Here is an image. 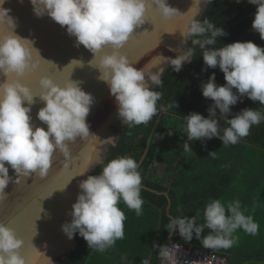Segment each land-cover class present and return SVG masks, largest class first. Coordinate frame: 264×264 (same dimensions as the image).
<instances>
[{
	"label": "clouds",
	"instance_id": "9594fccd",
	"mask_svg": "<svg viewBox=\"0 0 264 264\" xmlns=\"http://www.w3.org/2000/svg\"><path fill=\"white\" fill-rule=\"evenodd\" d=\"M30 3L38 18L47 15L62 27L67 26V33L76 38V46L83 45L93 53L88 63L98 69L97 79L108 85L124 125L147 124L157 114L161 94L152 90V85H162L160 73L163 69L158 66L169 63L173 71L179 72L190 62L195 46L202 50L206 67H219L226 83L218 85L215 73L201 82L203 97L213 103L207 109V117L197 112L183 116L184 133L187 134L183 150L192 152L189 141L214 137L222 141V146L235 145L249 135L253 125L264 121V111L255 108H244L227 118L231 114L230 106L245 96L264 106V47L252 41L215 47L217 38L227 33L209 19L200 21L188 17L170 6L167 0H30ZM195 3L196 0H192V5ZM248 3L256 6L252 28L264 40V0H248ZM3 4L4 0H0V73L6 77L0 82V203L8 198L5 189L10 182L18 185L33 173L41 179L47 177L57 150L66 159L70 158L66 141L95 136L90 134L86 122L94 97L81 88L80 81L68 79L61 86L52 78L42 76L39 80L42 91L38 97L44 106L37 112V119L47 125V130L31 123L29 114L37 96L29 86L21 83V78L38 66L33 52L44 59L31 40L15 33L16 22L9 15L10 9L2 7ZM153 9L164 20L181 17L182 43L190 40L194 47L170 48L177 53L175 58L157 54L137 69L133 66L136 62H130L120 49L134 30L148 21V13ZM105 47H110L111 52L105 53ZM69 65L83 67V62L74 59ZM221 119L226 127L221 126ZM209 156L215 158L216 151ZM95 162H101L98 155ZM6 163L14 170L15 179L9 175ZM138 169L139 164L133 157L118 156L107 162L99 175H88L80 181L81 191L68 213L71 222L61 225L68 239L78 233L88 248L101 253L122 240L127 217L119 207L120 202L134 210L137 216L143 214L145 201L141 197L142 176ZM247 211L242 209L239 199L226 204L220 199H210L203 210V223H198L201 214L197 212L191 218L169 216L165 228L170 236L178 232L186 242L195 235L204 248L228 249L237 242L235 233L238 230L253 236L258 234L259 224L253 215L245 214ZM205 229L210 231L202 236ZM23 245L24 240L17 237L14 229L0 223V264H37L35 257L29 259L21 255ZM157 247L161 264H178L174 245ZM41 254L36 249L35 255Z\"/></svg>",
	"mask_w": 264,
	"mask_h": 264
},
{
	"label": "trees",
	"instance_id": "16d2710c",
	"mask_svg": "<svg viewBox=\"0 0 264 264\" xmlns=\"http://www.w3.org/2000/svg\"><path fill=\"white\" fill-rule=\"evenodd\" d=\"M255 12L256 6L248 3V0H210L200 21L209 19L227 33L217 38L215 47L236 41H252L264 47V40L260 39L259 33L251 30ZM205 68L206 71H202ZM213 73L218 85L226 83L219 67H206L202 50L198 46H195L190 62L182 67L181 72L173 71L171 65L168 67L161 78L162 85L152 88L161 94L157 101V114L147 124L134 127L125 125L120 129L118 144L108 147L104 163L96 166L93 171V175H99L103 166L118 156L133 157L139 164L138 170L142 176L141 197L145 201L143 214L137 216L134 210L128 209L121 201L119 207L127 217L124 221V224L127 223V228L124 225V238L117 240L114 246L101 253L88 248L87 242L77 233L74 236L79 243V249L71 252L58 264H114L118 252L124 250L123 246H127L135 233H139V241H144V222L135 232L131 231L135 222L142 221L144 212L150 214L147 223L153 229L152 236L156 238L157 246L165 244L169 237H173L187 246L203 247L195 235L191 241L186 242L178 232L170 236L165 227L169 216L186 215L191 218L197 212L201 214L198 223H203V210L210 199H220L225 204L239 199L242 209L248 210L245 214L253 215L259 224V231L255 236L243 230L235 233L238 239L232 247L236 246L237 250H214L228 255L229 264H264V121L251 127L249 135L237 143L240 147L227 160L222 158L216 161L209 156L210 152L216 151L215 158L219 159L224 151L211 146L214 140L190 141L191 145L197 146L192 152L184 151L178 146L183 136H187L184 133L183 116L191 112L208 116L207 109L213 101L203 97L200 85ZM161 107L165 109L164 112L159 110ZM241 108L264 111V106L246 96ZM217 114L219 115V110ZM221 126H227L223 119ZM169 132L172 134L169 135ZM158 160L166 162L167 172L179 169L171 187L164 184V177L159 179L153 172L154 163ZM238 183L242 185L240 190L243 191L238 190ZM132 220L135 222L131 223ZM209 231L205 229L202 236ZM127 240L128 243L123 245ZM156 253L157 249L154 255L158 262L160 258Z\"/></svg>",
	"mask_w": 264,
	"mask_h": 264
},
{
	"label": "water",
	"instance_id": "95a60500",
	"mask_svg": "<svg viewBox=\"0 0 264 264\" xmlns=\"http://www.w3.org/2000/svg\"><path fill=\"white\" fill-rule=\"evenodd\" d=\"M209 1L196 0L192 5V0H167L170 6L182 14L186 13L188 17L198 20L201 19ZM2 7L10 9L9 15L14 18L17 25L15 33L31 40L33 47L39 50L40 56L44 59H40L39 55L33 52V58L38 66L21 78V83L29 86L37 96L34 97L36 102L29 114L34 126L47 130V125L37 119V112L44 106V102L38 97L42 91L39 84L42 76L52 78L61 86L68 79L80 81L81 88L94 97L86 122L89 124L90 134L97 137L89 136L87 139L77 137L75 142L66 141L70 149V158L66 159L57 150L54 152L53 165L47 177L41 179L33 173L18 185L10 182L5 189L8 198L0 203V223L14 229L17 237L24 240V245L20 249L21 255L29 259L35 257L37 264H58L80 247L75 236L68 239L61 230L62 224L71 222L72 217L68 213L81 191L79 183L88 175H93L96 166L104 163L108 147L118 144L119 130L125 125L118 116L117 104L110 94L108 85L97 79L100 75L98 69L88 63L93 59V53L83 45L76 46V38L67 33V26L62 27L47 15L38 18L33 12L30 0H4ZM148 17V21L135 29L120 49L130 62H136L133 66L137 69L142 68L157 54L162 53L165 57L175 58L177 53L170 51V48L194 47L190 40L182 43L184 38L181 35V17L164 20L154 9L149 11ZM103 51L110 53L111 48L105 47ZM192 56L193 54L189 61ZM74 59L82 61L83 67L69 65ZM95 63L94 61L93 65ZM169 66V63L158 66L163 69L160 73L161 78ZM5 79L6 77L0 73V82ZM155 86L152 85V88ZM97 155L100 157V163L95 162ZM65 164L68 166L65 167ZM6 166L9 167V175L15 179L14 170L7 163ZM81 173L84 175H80ZM65 185L63 190H58ZM51 192L52 195L47 197ZM34 247L42 253L40 256L35 255Z\"/></svg>",
	"mask_w": 264,
	"mask_h": 264
},
{
	"label": "crops",
	"instance_id": "0c3cea01",
	"mask_svg": "<svg viewBox=\"0 0 264 264\" xmlns=\"http://www.w3.org/2000/svg\"><path fill=\"white\" fill-rule=\"evenodd\" d=\"M178 146L181 149H183V147H181V143H179ZM217 152L220 154L219 151ZM161 165H163V171L161 174H159L158 170L162 168ZM166 168H167L166 162L158 160L154 163L153 172L159 179L164 177L165 178L164 184L167 185L168 187H171L172 183L175 181L177 177L179 169L171 171L170 173L166 171ZM149 218H150V214L148 212H144V217L142 218V221L136 222V224L139 223L137 229H139L140 224L144 222V241H142L143 239L139 241L140 238L139 233L138 234L135 233L133 235L135 237L130 239L129 243L128 240L123 243V245L125 243L128 244L126 247L123 246L124 250L118 252V254L115 257L114 264H161V260L159 259V261L157 262V259L154 255V251L155 249H157V242H156V238L152 236V232H153L152 227L147 223V220ZM235 247L228 248V250L235 251L238 249Z\"/></svg>",
	"mask_w": 264,
	"mask_h": 264
},
{
	"label": "built area",
	"instance_id": "2783aa9c",
	"mask_svg": "<svg viewBox=\"0 0 264 264\" xmlns=\"http://www.w3.org/2000/svg\"><path fill=\"white\" fill-rule=\"evenodd\" d=\"M165 244L169 247L175 246L178 253V264H229L227 256L214 249H207L202 246H187L173 237H169ZM157 253L159 254V247Z\"/></svg>",
	"mask_w": 264,
	"mask_h": 264
},
{
	"label": "rangeland",
	"instance_id": "374dc122",
	"mask_svg": "<svg viewBox=\"0 0 264 264\" xmlns=\"http://www.w3.org/2000/svg\"><path fill=\"white\" fill-rule=\"evenodd\" d=\"M251 30L252 31H254L253 30V28H251ZM243 103V99H242V101H238V103L236 104V105H234V106H230L231 107V114H229L228 116H227V118H232V116L233 115H235L236 113H238V112H240L243 108H241V104ZM206 140V142L207 141H213L214 140V144H212L211 146L212 147H214L215 146V148L214 149H217V150H221V149H224V151H223V153L221 154V156L222 157H220L219 159H218V157L217 158H213L214 160H216V161H220L222 158L223 159H225V160H227V159H229L230 157H231V155L237 150V148H239L240 147V144H236V145H227V146H222V141L220 140V139H218V138H212V139H210V140H208V139H205ZM187 141V136L186 135H184L183 136V138L181 139V147H183V144L185 143ZM189 143V146H190V148H191V150H194V149H196V147L197 146H195L194 144L193 145H190V141L188 142ZM231 146V147H230ZM180 148V147H179ZM227 148H229L228 150H226ZM229 157V158H228ZM161 169L160 170H158V173L159 174H161L162 173V171H163V165H161ZM240 186H242L240 183H238L237 184V188H238V190H240ZM240 191H243V190H240ZM264 205V204H263ZM135 221H131V223H134ZM125 225V228H127V223H125L124 224ZM130 226H132L131 224H130ZM137 229V224H136V222H135V224L133 225V227L131 228V231H133V232H135V230ZM261 230H263V229H261ZM263 239V238H262ZM264 240V239H263ZM261 241V240H260ZM254 247H257L256 245L254 246Z\"/></svg>",
	"mask_w": 264,
	"mask_h": 264
},
{
	"label": "snow or ice",
	"instance_id": "6c2138e0",
	"mask_svg": "<svg viewBox=\"0 0 264 264\" xmlns=\"http://www.w3.org/2000/svg\"><path fill=\"white\" fill-rule=\"evenodd\" d=\"M51 193H52V192H51ZM51 193H50V194H51ZM50 194H49V195H50Z\"/></svg>",
	"mask_w": 264,
	"mask_h": 264
}]
</instances>
